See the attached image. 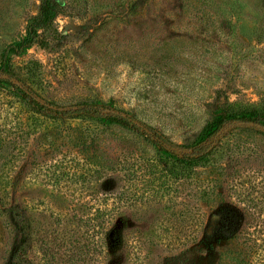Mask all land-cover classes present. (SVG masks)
<instances>
[{
  "label": "rangeland",
  "instance_id": "1",
  "mask_svg": "<svg viewBox=\"0 0 264 264\" xmlns=\"http://www.w3.org/2000/svg\"><path fill=\"white\" fill-rule=\"evenodd\" d=\"M57 1L66 12L50 46L12 57L14 87L0 75V264H139V249L107 248V231L115 245L117 231L138 235L167 214L154 206L139 218L104 195L96 171L212 150L197 192L190 184L178 200L197 205L199 240L143 249L141 260L264 264V130L234 123L198 144L216 108L264 104V0ZM41 2L0 0V67ZM86 107L91 116L61 115ZM115 115L129 125L102 120Z\"/></svg>",
  "mask_w": 264,
  "mask_h": 264
},
{
  "label": "trees",
  "instance_id": "2",
  "mask_svg": "<svg viewBox=\"0 0 264 264\" xmlns=\"http://www.w3.org/2000/svg\"><path fill=\"white\" fill-rule=\"evenodd\" d=\"M65 12L64 7L57 0H42L38 14L28 21L26 34L19 41L10 45L3 55L5 61L0 67V75L7 78V81H4L5 83L10 84L16 78L15 71L9 63L12 57H20L24 51L34 45L48 48L54 40L55 34H57L55 20L59 15H64ZM16 79L19 80L18 78ZM15 88L22 94L29 95L28 91L23 87L17 86ZM38 106L47 112L57 113L58 111L51 109L46 104H38ZM216 109L212 120L206 125L199 136V145H204L218 137L222 130L231 124L234 125V123L264 130V104L259 107L249 108L220 106ZM61 115L88 117L92 115V111L86 107L76 112L66 111ZM102 120L108 123L129 125L128 119L117 115L106 116ZM213 153L212 150L208 153L201 152L191 157L178 158L164 151V154H167V156L159 162L146 161L139 166L137 162H125L119 168L97 170L94 183L97 182L102 187L104 195L110 197L119 196L120 201L123 202V206L126 209L131 208L135 214H139L137 215L139 218L140 216H145L154 206L161 207L167 216L170 214V218L164 216L158 221L157 225L150 221L151 224L148 225L147 229L137 231L138 235L127 229L125 230L127 231L126 234H124L125 231H117V236H114L117 241L115 245H112L111 242L114 239L110 237L115 231L108 230L105 237L107 248L126 249V257L129 256L130 249H139L137 259L138 262L140 260L139 264H144V259L141 260L140 256L143 249L145 250L152 246H163L165 249H180L195 244L199 240V235L193 230L197 227V217L199 218L198 227L202 225L205 228L202 223L203 220L201 214H199L197 205L193 201L190 203L183 202L188 199L185 196L189 197L190 195L183 196L180 194H184L185 192L182 188H188L190 184H195V188L197 187L194 177L200 169L207 168L209 161L213 157ZM179 188H181V191L177 192ZM204 195H207V193ZM191 198L193 199L194 195ZM179 199L183 201L178 202ZM175 208H178V210L176 211ZM9 213L10 211L7 212V214ZM172 217L173 220L171 219ZM74 219L78 225L85 227L89 226L91 221L90 219L84 220L81 218L77 220V217ZM112 222L111 219H108L104 221V226H109ZM246 226H249V224L247 223ZM158 229L160 232L157 233ZM174 229H176L177 233L175 236H170V231ZM21 232L25 233V229H20L19 233ZM259 236L258 234L256 236L253 233H248V237L245 236V241L253 242L254 246L260 249L261 246L257 245L258 239L261 237ZM206 239H210V236H207ZM74 245V249H76L77 242Z\"/></svg>",
  "mask_w": 264,
  "mask_h": 264
},
{
  "label": "water",
  "instance_id": "3",
  "mask_svg": "<svg viewBox=\"0 0 264 264\" xmlns=\"http://www.w3.org/2000/svg\"><path fill=\"white\" fill-rule=\"evenodd\" d=\"M52 109H56V108H54V107H51ZM57 110V109H56ZM237 125H241V126H245L244 124H237ZM249 126H251V125H249ZM223 131V130H222ZM222 131L219 133V135L218 136H220V135H222Z\"/></svg>",
  "mask_w": 264,
  "mask_h": 264
}]
</instances>
